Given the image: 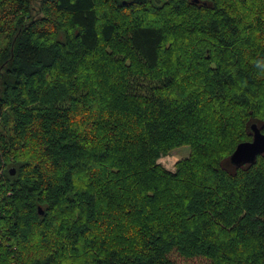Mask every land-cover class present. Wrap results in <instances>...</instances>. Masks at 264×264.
Masks as SVG:
<instances>
[{"label": "trees", "instance_id": "obj_1", "mask_svg": "<svg viewBox=\"0 0 264 264\" xmlns=\"http://www.w3.org/2000/svg\"><path fill=\"white\" fill-rule=\"evenodd\" d=\"M253 123L264 0H0V264H264Z\"/></svg>", "mask_w": 264, "mask_h": 264}, {"label": "water", "instance_id": "obj_2", "mask_svg": "<svg viewBox=\"0 0 264 264\" xmlns=\"http://www.w3.org/2000/svg\"><path fill=\"white\" fill-rule=\"evenodd\" d=\"M251 128L252 139L239 143L236 150L230 157L231 162L236 166L255 163L258 156L264 155V132L257 125V123H253ZM11 170L12 173L15 172L14 168ZM40 212L43 213V210L40 209Z\"/></svg>", "mask_w": 264, "mask_h": 264}, {"label": "rangeland", "instance_id": "obj_3", "mask_svg": "<svg viewBox=\"0 0 264 264\" xmlns=\"http://www.w3.org/2000/svg\"><path fill=\"white\" fill-rule=\"evenodd\" d=\"M190 147L185 145L179 148L172 150L170 153L164 155L159 159V162L162 163L166 168L175 171L176 164L179 160L187 158L190 154ZM173 258L176 264H211V262L203 257H196V258H184L179 256L178 253H173Z\"/></svg>", "mask_w": 264, "mask_h": 264}]
</instances>
